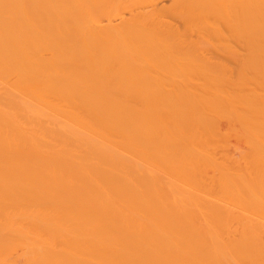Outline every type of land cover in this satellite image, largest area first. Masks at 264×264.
Segmentation results:
<instances>
[{
    "label": "bare ground",
    "instance_id": "1",
    "mask_svg": "<svg viewBox=\"0 0 264 264\" xmlns=\"http://www.w3.org/2000/svg\"><path fill=\"white\" fill-rule=\"evenodd\" d=\"M0 264H264V0H0Z\"/></svg>",
    "mask_w": 264,
    "mask_h": 264
}]
</instances>
